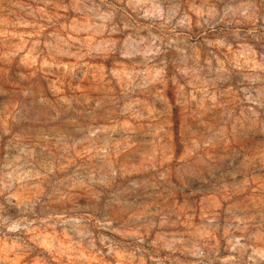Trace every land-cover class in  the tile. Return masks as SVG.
<instances>
[{
	"label": "clouds",
	"instance_id": "obj_1",
	"mask_svg": "<svg viewBox=\"0 0 264 264\" xmlns=\"http://www.w3.org/2000/svg\"><path fill=\"white\" fill-rule=\"evenodd\" d=\"M0 264H264V0H0Z\"/></svg>",
	"mask_w": 264,
	"mask_h": 264
}]
</instances>
